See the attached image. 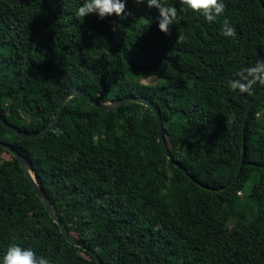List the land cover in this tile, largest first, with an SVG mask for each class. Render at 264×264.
<instances>
[{"label": "trees", "instance_id": "obj_1", "mask_svg": "<svg viewBox=\"0 0 264 264\" xmlns=\"http://www.w3.org/2000/svg\"><path fill=\"white\" fill-rule=\"evenodd\" d=\"M223 2L209 23L167 0L178 17L165 35L158 10L134 0L130 15L103 20L77 18L84 0H0V110L9 124L43 130L77 89L103 101L147 97L188 172L163 154L157 118L140 104L105 111L74 97L37 139L0 120V141L31 163L67 232L90 250L65 239L20 162L0 147V257L15 243L51 264H98L93 253L104 264H264V86L251 96L228 87L264 59V0ZM225 18L234 38L222 35ZM244 146L239 177L221 190L236 178Z\"/></svg>", "mask_w": 264, "mask_h": 264}, {"label": "clouds", "instance_id": "obj_2", "mask_svg": "<svg viewBox=\"0 0 264 264\" xmlns=\"http://www.w3.org/2000/svg\"><path fill=\"white\" fill-rule=\"evenodd\" d=\"M138 5L147 4L148 8L159 12L158 27L165 35H171V28L178 17L177 8L167 3V0H134ZM183 5L192 12L201 14L207 22L212 23L220 17L226 9L223 0H181ZM97 14L101 20L108 17H121L127 12V0H84V3L76 12L77 18H86ZM122 25L114 24L112 30L118 31ZM222 35L229 38L236 36V29L225 18L222 24ZM184 40L183 34L178 36L177 42ZM235 79L228 81V87L232 92L253 95L254 86H264V59L256 62L255 66L244 68L235 73ZM0 264H51L44 256H38L31 248H24L13 243L8 246L6 252L0 257Z\"/></svg>", "mask_w": 264, "mask_h": 264}, {"label": "water", "instance_id": "obj_3", "mask_svg": "<svg viewBox=\"0 0 264 264\" xmlns=\"http://www.w3.org/2000/svg\"><path fill=\"white\" fill-rule=\"evenodd\" d=\"M264 93V89L262 90L261 94ZM260 94V95H261ZM260 95L257 97V99L260 97ZM74 97H80L83 98L85 100H87L92 106L105 110V111H117L120 108L129 105V104H140L143 105L149 109H151V111L154 113V115L157 118L158 124H159V133H158V141H159V145L160 148L163 152V154L170 160L172 161V163L180 168L185 174H188V172L182 167V165L180 163H178L172 156L169 146L166 142V138H165V133H164V121L161 115V111L155 106V104L147 97H142V96H130V97H124V98H120V99H112L109 101H103V100H96L94 99L91 95L87 94L85 91H82L80 89L74 90L72 92H70L68 95H66L64 97V99L61 101L57 114L55 115L53 121L47 125L43 130L39 131V132H33V133H29L26 132L24 130L19 129L16 126H13L11 124H9L2 115V112L0 110V120L1 122L13 133H15L16 135L25 138V139H37V138H42L47 136L50 132H53L54 129L57 127V125L60 122V119L62 117V114L64 112V109L67 105V103L70 101V99L74 98ZM255 104V101H253L252 105L249 107L248 109V113L246 115V120L249 117L250 111L253 107V105ZM246 126V122L244 124V129ZM245 142V140H244ZM0 147L3 148L5 151H7L9 154H11L15 159H17L20 164L21 167L27 177V179L29 180L31 186L33 187L34 191L36 192L37 196L41 199V201L43 202L46 210L48 211L50 217L53 219V221L59 226L61 233L63 234V236L65 237V239L72 245H74L75 247L81 248V249H85L87 251V248H85V246L80 243L75 237H73L72 235H70L67 232L66 227L63 225L60 217L58 216L55 207L51 201V199L49 198V196L46 194V192L44 191V189L39 185L38 181H37V177L35 175V172L33 170V167L31 165V163L26 159V157L21 154V152L17 151L15 148H13L12 145L4 143L2 141H0ZM244 161H245V146L243 148V159H242V163L241 166L239 168V171L237 173L236 178L233 180V182H231L230 185L223 187L221 190H225L227 187L231 186L239 177L242 169H243V165H244ZM198 185L203 186L199 181L194 180ZM207 188V187H206ZM96 261L98 264H104L102 262V260L99 258V256L96 253H93Z\"/></svg>", "mask_w": 264, "mask_h": 264}, {"label": "rangeland", "instance_id": "obj_4", "mask_svg": "<svg viewBox=\"0 0 264 264\" xmlns=\"http://www.w3.org/2000/svg\"><path fill=\"white\" fill-rule=\"evenodd\" d=\"M128 80L130 81H135V82H140L142 84H145V85H155L159 82V80L156 78V77H153V78H150V79H143L139 76H132V75H129V77H127ZM11 157L8 155V154H4L3 155V159L4 160H8L10 159ZM252 182H249L248 185H247V188H246V192L248 193L252 187ZM230 231V230H229Z\"/></svg>", "mask_w": 264, "mask_h": 264}]
</instances>
